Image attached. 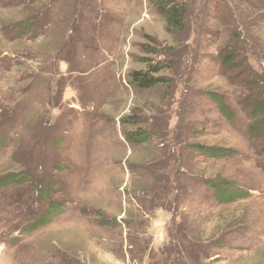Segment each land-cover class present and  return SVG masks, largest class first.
Here are the masks:
<instances>
[{
    "label": "rangeland",
    "instance_id": "374dc122",
    "mask_svg": "<svg viewBox=\"0 0 264 264\" xmlns=\"http://www.w3.org/2000/svg\"><path fill=\"white\" fill-rule=\"evenodd\" d=\"M180 1L171 34L152 0H0V264H264V137L243 104L264 0ZM148 62L163 82L143 89Z\"/></svg>",
    "mask_w": 264,
    "mask_h": 264
},
{
    "label": "trees",
    "instance_id": "16d2710c",
    "mask_svg": "<svg viewBox=\"0 0 264 264\" xmlns=\"http://www.w3.org/2000/svg\"><path fill=\"white\" fill-rule=\"evenodd\" d=\"M158 7V9L162 12L166 19V29L171 34H176L180 32L181 26L183 24V18L185 15L183 4L180 0H152ZM264 4V3H263ZM251 17L248 19H244L249 21ZM240 33L235 30L232 34V40H239ZM237 44V45H236ZM254 45V44H253ZM242 50H245L244 48ZM242 50L238 49V43L235 45L230 44L223 52L220 53V64L227 68L228 70L238 68L239 65L244 64V58L240 57L243 53ZM150 53V51H148ZM148 69L146 71L136 70L131 73V82L136 84L138 87L143 89H149L158 86L163 82V78L160 76H155L160 72L159 66H154L152 63L148 62ZM250 72V76L248 79L247 88L251 91L249 96L246 97V101L243 102L246 110L249 111L250 116L254 119V123L251 126V132L253 135L258 137H264V79L262 76L254 75ZM256 78V79H255ZM254 79V80H253ZM246 86V85H245ZM262 88V90H257V87ZM258 87V88H259ZM211 99H213L219 107L222 109V112L225 115L227 113V107L224 105V101L218 95L213 93H209ZM142 130L135 131L132 135L135 137H127V141L130 143H134L136 141H143V135L140 133ZM134 139V140H133ZM197 149L205 154L215 157V158H223L228 156L227 150L224 148H216L214 146L205 147L202 145H197ZM212 189L215 196V199L220 203H230L234 202L238 199L244 198L246 196V192L238 189L234 184L220 182L217 180H207L205 181ZM44 190V189H43ZM48 190V189H47ZM52 206L57 207V210L51 209ZM51 209V211H50ZM49 213L42 214L40 219L36 220L29 228L31 231H35L40 226H43L49 223L54 216L59 215L63 212L62 204H50ZM179 228V227H178ZM170 254V252H166ZM165 253V254H166ZM180 253V252H179ZM167 255V254H166ZM171 259V256H167L165 259V263L168 264V260ZM171 261V260H170ZM173 261V260H172ZM171 261V262H172ZM177 264V263H174Z\"/></svg>",
    "mask_w": 264,
    "mask_h": 264
}]
</instances>
